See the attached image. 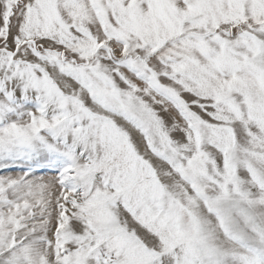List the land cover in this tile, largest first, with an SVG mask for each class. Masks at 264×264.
Here are the masks:
<instances>
[{
  "label": "snow or ice",
  "instance_id": "obj_1",
  "mask_svg": "<svg viewBox=\"0 0 264 264\" xmlns=\"http://www.w3.org/2000/svg\"><path fill=\"white\" fill-rule=\"evenodd\" d=\"M0 264H264V0H0Z\"/></svg>",
  "mask_w": 264,
  "mask_h": 264
}]
</instances>
